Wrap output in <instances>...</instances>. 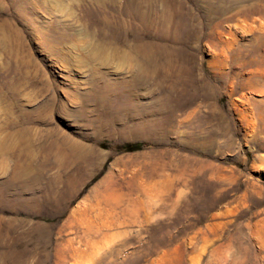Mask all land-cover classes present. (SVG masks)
<instances>
[{"label": "rangeland", "instance_id": "rangeland-1", "mask_svg": "<svg viewBox=\"0 0 264 264\" xmlns=\"http://www.w3.org/2000/svg\"><path fill=\"white\" fill-rule=\"evenodd\" d=\"M174 4L210 40L150 31L143 82L80 61L79 11L0 13V264H264V0Z\"/></svg>", "mask_w": 264, "mask_h": 264}, {"label": "bare ground", "instance_id": "bare-ground-1", "mask_svg": "<svg viewBox=\"0 0 264 264\" xmlns=\"http://www.w3.org/2000/svg\"><path fill=\"white\" fill-rule=\"evenodd\" d=\"M28 1L33 3L37 8L44 9L49 13H63L67 9L82 13L79 16L80 19L89 21V26L94 29L95 35L92 36L94 37L93 40L90 41L87 36V38H80V34L78 36L79 38L76 35L71 37L63 35L67 41L72 43L75 48L74 50L77 52H79L78 48L90 49V52L85 57L82 54L83 58L81 57L80 61L86 62L88 66L92 62L95 64L101 63L105 66L114 63L122 71L125 69L128 72L133 71L135 75L132 82L136 81L137 78H141L143 82L153 72L155 73L158 70L160 72V69L164 70L162 62H160V59H163V48L157 47V45L155 46L152 42L145 41L144 37L148 33L151 34L152 32V36L160 33L159 36H161V34L169 35L168 33L173 30L171 34H173L174 40L179 39V37H175L179 32H182L183 36L180 39L185 42L191 43L200 40H210V24H208L209 27H206L209 30L207 34L201 32V27L203 26L205 28V26L201 21L197 22L193 16H189L190 12H186L183 15L177 14L175 20L172 21L173 18L169 17V15L171 12L177 10L174 4L175 0H0V13L12 7L16 8L18 3L26 5ZM22 8L32 10L29 6H22ZM22 10L19 9V12ZM168 10L170 11L169 13ZM55 23L53 22L52 25ZM168 26L171 29L170 32L167 30ZM259 29H252L250 33L248 32V38L255 41L254 48L258 50L264 48V29ZM0 33H2L1 27ZM62 39L65 41V38ZM2 41L7 44L11 42V38L8 34L3 35ZM251 53L252 56H246L240 68L257 67L262 69L264 67V56L255 58L256 53L253 51ZM228 59L230 62L233 60L232 56H228ZM163 74L165 73L163 72ZM252 92L261 91L252 89ZM0 144H2V140H0ZM22 176L27 175L24 174Z\"/></svg>", "mask_w": 264, "mask_h": 264}]
</instances>
